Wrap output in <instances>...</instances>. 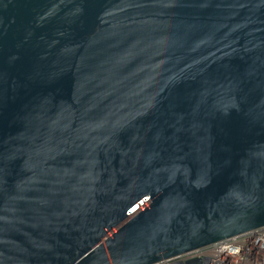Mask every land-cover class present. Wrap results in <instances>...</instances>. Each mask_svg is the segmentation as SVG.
<instances>
[{"label":"water","instance_id":"water-1","mask_svg":"<svg viewBox=\"0 0 264 264\" xmlns=\"http://www.w3.org/2000/svg\"><path fill=\"white\" fill-rule=\"evenodd\" d=\"M262 227L264 0H0V264Z\"/></svg>","mask_w":264,"mask_h":264},{"label":"built area","instance_id":"built-area-1","mask_svg":"<svg viewBox=\"0 0 264 264\" xmlns=\"http://www.w3.org/2000/svg\"><path fill=\"white\" fill-rule=\"evenodd\" d=\"M264 264V227L156 264Z\"/></svg>","mask_w":264,"mask_h":264}]
</instances>
